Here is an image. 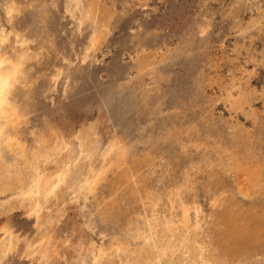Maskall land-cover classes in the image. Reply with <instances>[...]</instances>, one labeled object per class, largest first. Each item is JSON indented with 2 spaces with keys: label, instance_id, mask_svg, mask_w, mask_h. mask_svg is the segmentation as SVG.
Wrapping results in <instances>:
<instances>
[{
  "label": "rangeland",
  "instance_id": "374dc122",
  "mask_svg": "<svg viewBox=\"0 0 264 264\" xmlns=\"http://www.w3.org/2000/svg\"><path fill=\"white\" fill-rule=\"evenodd\" d=\"M10 4L19 11L9 16ZM67 5L0 0V28L9 32L3 49L11 52L13 31H24L32 55L18 90L27 103L20 135L33 145L98 120L100 139H117L121 164L134 161L136 178L119 188L113 165L94 195L66 202L47 230L50 264L69 263L79 243L108 246L123 238L127 226L150 214L145 190L165 200L169 190L182 189L206 243L216 244L224 228L223 199L235 197L244 208L255 204L261 213L264 168L252 195L242 197L235 159L264 167V0H104L112 16L95 47L89 45L91 21L80 22V7L70 15ZM133 186L144 188L140 196ZM5 193L0 226L6 223L18 239L0 264H39L23 253L37 222L12 208ZM57 204L45 210L54 214ZM258 243L236 264L264 263V237ZM113 258L104 264H122Z\"/></svg>",
  "mask_w": 264,
  "mask_h": 264
},
{
  "label": "bare ground",
  "instance_id": "6f19581e",
  "mask_svg": "<svg viewBox=\"0 0 264 264\" xmlns=\"http://www.w3.org/2000/svg\"><path fill=\"white\" fill-rule=\"evenodd\" d=\"M18 5H8L6 13L10 16L19 11ZM79 7L80 22L82 18L91 21L89 45L95 47L104 37L112 12L104 6V0H68L70 15ZM23 32L13 31L12 51L7 52L3 45L9 32L0 28V194L9 192L12 208H22L37 222V235L32 240H24V255L36 259L39 264H50L52 241L47 230L53 219L55 221L62 215L64 204L84 201L89 195H94L113 165L119 169L115 173L119 174L116 182L119 188L130 185L129 179L136 169L134 161L129 165L126 162L121 164L124 158L117 139L108 142L100 139L98 120L87 122L68 135L38 138L33 145L22 139L19 127L24 116L22 109L27 107V103L20 99L18 90L23 89L20 86L23 87L26 78L24 64L32 56L28 53V38ZM235 161L240 168L237 174L239 193L242 197H250L252 188L262 179L264 167L238 158ZM139 188L133 186V191L140 196L142 190ZM152 192L144 191L150 214H144L140 221L127 226L123 238H115L108 246L79 243L74 257L66 264H104V261L109 262L106 259L112 261L113 257L122 264H236L248 257L246 254L257 250L258 242L264 237V207L261 204L257 206L262 208L260 213L255 204L244 208L243 202L235 197L223 199L220 214L224 228L221 235L215 237V244L212 240L206 243L200 236V219L197 220L195 215L191 220V207L184 201L182 189L169 190L165 200L153 198ZM56 203L54 214L45 210ZM1 205L3 207L5 203L0 202ZM174 208H178L179 213L174 211L172 214ZM197 212L195 207L194 213ZM0 232L1 261L16 247L18 238L6 223L0 226ZM129 239L135 244L131 245Z\"/></svg>",
  "mask_w": 264,
  "mask_h": 264
}]
</instances>
